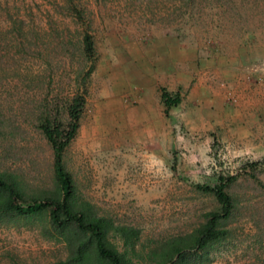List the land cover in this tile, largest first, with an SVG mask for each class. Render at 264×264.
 Listing matches in <instances>:
<instances>
[{
  "label": "rangeland",
  "instance_id": "obj_1",
  "mask_svg": "<svg viewBox=\"0 0 264 264\" xmlns=\"http://www.w3.org/2000/svg\"><path fill=\"white\" fill-rule=\"evenodd\" d=\"M84 28L95 59L63 156L77 200L139 231L127 264H158L161 244L217 207L195 185L237 174L231 233L203 263L264 264V190L243 167L264 158V0H0V168L29 194L54 183L35 107L71 93L78 55L59 46ZM162 88L180 96L167 113ZM46 220L0 222V264H59L65 249Z\"/></svg>",
  "mask_w": 264,
  "mask_h": 264
},
{
  "label": "trees",
  "instance_id": "obj_2",
  "mask_svg": "<svg viewBox=\"0 0 264 264\" xmlns=\"http://www.w3.org/2000/svg\"><path fill=\"white\" fill-rule=\"evenodd\" d=\"M74 18L83 17L81 10L70 9ZM19 33V27L13 26ZM65 53L76 51V67L72 90L64 99L50 101L47 96L39 99L32 119V126L46 142L51 151L53 186L42 192L29 194L24 191L19 176L14 171L0 168V222H15L46 213L43 233L48 238L61 242L65 257L59 264H127L139 231L128 225L113 224L111 220L93 211L91 204L78 201L71 173L67 170L63 156L75 138L79 120L86 103L87 84L95 59L94 42L84 28L76 41L60 42ZM160 101L164 113L180 101L177 93L160 90ZM246 174L263 190L264 184L257 178L264 171V158L246 161ZM237 174H217L212 185L196 184V189L212 195L217 207L206 212L203 220L189 233L175 236L160 245L157 252L158 264H204L209 248L224 241L230 230L227 223L234 217L238 198L228 191ZM121 240V250L109 239V233ZM18 264V262H13Z\"/></svg>",
  "mask_w": 264,
  "mask_h": 264
},
{
  "label": "crops",
  "instance_id": "obj_3",
  "mask_svg": "<svg viewBox=\"0 0 264 264\" xmlns=\"http://www.w3.org/2000/svg\"><path fill=\"white\" fill-rule=\"evenodd\" d=\"M215 68H216V67H215ZM244 68H246V66H244ZM216 69H217V68H216ZM204 73H205V72H204ZM231 77L233 78V75H231ZM200 78H201V77H199V79H200ZM207 78H208V77H207ZM201 81H202V79L199 80V82H201ZM208 81H209V80H204L203 82H205V83L207 82V84L209 85V84H210V81H209V82H208ZM209 86H210V85H209ZM159 94H160V93H159ZM159 100H160V97H159ZM160 102H161V101H160ZM161 104H162V103H161ZM178 104H179V103H178ZM178 104H177V105H178ZM162 105H163V104H162ZM163 109H164V107H163ZM163 111H164V110H163Z\"/></svg>",
  "mask_w": 264,
  "mask_h": 264
}]
</instances>
